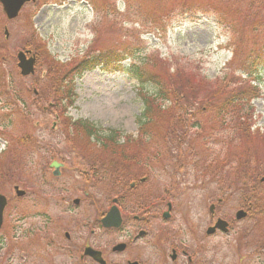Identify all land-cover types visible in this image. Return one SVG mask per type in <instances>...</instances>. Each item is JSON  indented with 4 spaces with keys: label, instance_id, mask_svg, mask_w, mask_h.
Instances as JSON below:
<instances>
[{
    "label": "rangeland",
    "instance_id": "1",
    "mask_svg": "<svg viewBox=\"0 0 264 264\" xmlns=\"http://www.w3.org/2000/svg\"><path fill=\"white\" fill-rule=\"evenodd\" d=\"M247 7L241 0H35L34 5L23 7L12 22L6 21L0 8V73L9 82L5 86L23 90V104L17 107L7 104L9 97L0 93V194L8 200L0 231V264H37V229L43 223L37 212H48L52 218L62 216L66 202L105 201L104 192H110L113 186L111 176L90 174L88 170L93 169L90 163L113 170L114 158L110 154L115 152L88 146L75 137L61 117L57 129H51L57 112L47 108L49 79L41 77L48 61L43 51L60 64L80 59L88 49L114 48L132 56L125 54L128 57L115 73L95 70L76 79L75 101L62 118L88 121L134 138L143 105L132 67L137 68L154 57L163 61L176 57L186 65L188 73L184 76L204 78L211 84L223 76H233L247 84L250 80L241 64L255 60L257 81L250 84L258 87L260 97L250 101L251 132L262 134L264 22L254 35L248 34V28H243L242 33L240 29L234 32L237 39L234 43L239 41V35L243 51L235 58L232 54L235 45L230 41L233 37L229 36L233 27L243 26L241 19ZM219 14L227 18L222 19L223 30L217 26ZM5 29L8 38L4 36ZM38 42L45 48L39 53L42 64L34 76L21 81L16 55L26 50L35 53ZM34 89L38 94L34 95ZM2 91L7 94L6 87ZM189 103L197 110L202 109L200 96L191 98ZM207 116L197 117L196 128L191 127L184 139L178 136L183 132L168 134L166 129H160L168 136L148 139L144 145L132 144L129 152L153 155L151 174L164 183L163 189L171 190L167 178L170 181L175 176L180 181L179 185L175 181L177 201L191 210V216L196 214L203 235L201 264H264L262 220L250 213L239 223L232 220L237 211H246L245 187L251 186H232L238 182L240 150L253 145L252 154L264 161V144L255 140L248 146H228L226 135L217 131L216 126L210 132ZM49 154L64 158L65 167L59 179L47 170L51 162ZM97 154L100 161L91 157ZM222 166L226 172L221 175L218 169ZM262 178L264 169L255 185L257 194L264 200ZM15 188L24 192L22 197L15 195ZM210 205L215 206L214 219L231 220L227 235L204 237V231L212 224ZM72 216L81 218L76 212Z\"/></svg>",
    "mask_w": 264,
    "mask_h": 264
},
{
    "label": "trees",
    "instance_id": "2",
    "mask_svg": "<svg viewBox=\"0 0 264 264\" xmlns=\"http://www.w3.org/2000/svg\"><path fill=\"white\" fill-rule=\"evenodd\" d=\"M47 1L52 2V0ZM241 2L243 5H248L241 19L243 26L241 28L233 27V30L229 31V36L233 37L230 41L233 46L235 45L232 49L234 58L243 54V51L240 50L239 35V41L234 43L236 39L234 32L240 29L242 33L243 28H248L250 29L247 30L248 34L254 35L255 32L261 30L264 22V0H241ZM207 11L209 10L207 9ZM219 15L220 17L217 15V26L223 30L222 19L225 16ZM38 43L39 46L35 52L37 69L42 64L39 53L43 47L40 42ZM43 52L48 61L45 78L49 79L46 89L49 88L50 95L47 100L53 104V108L61 117L62 123H66V127L69 124L68 127L75 137L84 141L88 146H97L98 150L102 149L105 152H115L110 154L112 157L119 152L131 151L130 145L132 144L144 145L148 139L152 141L156 137L166 136L167 134L159 131L160 129H166L168 134L183 132L178 136L184 139L190 128L197 124L196 118L207 114L209 117L207 116L206 123L210 132L212 133V126H216L217 131L224 133V136L226 135L225 140H227L228 146L239 148L240 146L251 145L255 140L264 144V131L262 134L257 131L251 132L253 111L250 101L260 97L258 87L250 84L257 81L255 74L258 67L254 65L255 60L241 64L244 75L250 80V83L246 81L247 84L233 76H223L221 80L212 82V84L204 78L184 76L188 73L185 68L186 65L184 66L182 61L176 57L164 61L154 57L143 61L137 68L132 67L133 78L138 84L137 93L143 105V110L137 119V138L132 139L131 136H123L122 133L112 129H100L87 121L73 122L70 118H62L65 117L67 109L75 101L74 81L76 79L81 78L85 72L96 69L106 73L114 72L120 69L119 63L129 54L124 51L120 52V50L115 51L114 48L106 51L88 49L80 59L69 64H60L52 59L45 50ZM172 62L173 64H171ZM189 67L192 66L189 65ZM5 78L0 73V93L9 97L7 104L16 107L20 103L23 104L21 96L23 90L19 92L12 85L5 86L9 83L5 81ZM19 78L21 81L23 80L20 76ZM5 87L7 94L2 91ZM196 95L202 99L203 105H201L202 109L200 110L193 108V104L189 103V100ZM7 104L4 103L3 105ZM197 126L202 127V124ZM121 138L123 143H119ZM252 147L253 145L246 147L245 150H240V156H238L240 165L236 169V176H239L238 182L232 186L251 184V186L245 187L247 192L244 196V204L250 207L249 212L252 217L259 218L264 223V200L257 194V186H255L258 175L264 169V161L258 159L255 153L252 154L254 151ZM111 161L113 160L111 159ZM224 168L225 166H222L218 169L219 174L222 175L226 172ZM206 170L209 171V169Z\"/></svg>",
    "mask_w": 264,
    "mask_h": 264
},
{
    "label": "flooded vegetation",
    "instance_id": "3",
    "mask_svg": "<svg viewBox=\"0 0 264 264\" xmlns=\"http://www.w3.org/2000/svg\"><path fill=\"white\" fill-rule=\"evenodd\" d=\"M97 155L91 157L100 161ZM56 156L49 154L47 170L59 179L65 162ZM113 158L110 171L102 164H89L93 166L90 174L111 176L113 186L104 192L105 201L73 199L65 203L62 216L53 218L48 212H37L43 218L37 229V264H201L203 235L196 214L191 216V210L177 201L175 181L178 185L180 181L175 176L170 181L167 178L171 190L163 189L164 183L151 174L153 155L119 152ZM54 162L57 176L51 167ZM212 206L211 211L208 208L212 224L204 231L209 239L224 235L218 230L208 233L219 219H214ZM112 207L114 215L109 214ZM74 212L81 218L72 216ZM223 221L230 231L231 220Z\"/></svg>",
    "mask_w": 264,
    "mask_h": 264
},
{
    "label": "water",
    "instance_id": "4",
    "mask_svg": "<svg viewBox=\"0 0 264 264\" xmlns=\"http://www.w3.org/2000/svg\"><path fill=\"white\" fill-rule=\"evenodd\" d=\"M33 2V0H0V5L2 7L3 13L5 14L6 18L8 20H12L17 17L20 9L25 3ZM31 52L28 51L26 53H18L17 54V68L20 71V75L23 77L29 76L33 74V65H34V58H26V55H30ZM55 127V124H53V128ZM54 168H57L56 164H53ZM264 182V179L261 180ZM16 195L18 197L22 196L24 193L21 191H18L17 188H15ZM6 206V199L2 195H0V227L2 224V214L4 207ZM245 214L243 212H239L237 214V219H240L244 217ZM217 228H220L221 230H225V224L224 223H218L216 225Z\"/></svg>",
    "mask_w": 264,
    "mask_h": 264
}]
</instances>
